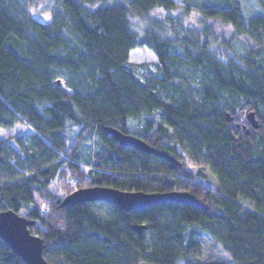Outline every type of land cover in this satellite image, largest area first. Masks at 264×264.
Listing matches in <instances>:
<instances>
[{
    "label": "trees",
    "instance_id": "1",
    "mask_svg": "<svg viewBox=\"0 0 264 264\" xmlns=\"http://www.w3.org/2000/svg\"><path fill=\"white\" fill-rule=\"evenodd\" d=\"M41 1L0 0V128L28 126L0 135V212L35 221L51 264H232L198 259L202 235L235 264H264V12L247 16L240 0H54L44 21ZM194 12L198 23L183 21ZM144 47L154 67L130 60ZM92 185L188 191L206 206L60 205ZM0 264L27 263L0 238Z\"/></svg>",
    "mask_w": 264,
    "mask_h": 264
},
{
    "label": "water",
    "instance_id": "2",
    "mask_svg": "<svg viewBox=\"0 0 264 264\" xmlns=\"http://www.w3.org/2000/svg\"><path fill=\"white\" fill-rule=\"evenodd\" d=\"M60 81V80H59ZM228 119L234 117L227 113ZM248 120L254 128H258L259 120L255 111L248 112ZM106 130L121 144L134 146L142 151L150 152L161 157L177 161L172 155L157 149L140 137L123 132L115 127H106ZM98 201L113 203L122 209L142 208L147 205L162 202L176 201L206 206L199 198L188 191L171 190L165 192L127 191L110 185H92L81 187L64 197L61 206H71L79 202ZM35 221L17 213L12 209L0 212V238H2L27 264H51L44 257V243L42 238L33 234L30 226ZM139 234H142L146 224H134ZM139 264H154L141 261Z\"/></svg>",
    "mask_w": 264,
    "mask_h": 264
},
{
    "label": "rangeland",
    "instance_id": "3",
    "mask_svg": "<svg viewBox=\"0 0 264 264\" xmlns=\"http://www.w3.org/2000/svg\"><path fill=\"white\" fill-rule=\"evenodd\" d=\"M175 1L178 3L184 2V0H175ZM240 2L247 16H250L252 14L259 13V12H264V10L258 5L256 0H240ZM53 4H54V0H42L37 6L33 7L32 10H33L34 16L40 20H44V21L49 20L50 15H51L50 9L53 6ZM158 13H162L159 16L163 17V15H165L166 12L159 11ZM173 15H177V12ZM198 18H199L198 13L194 12L191 15L184 16L183 21L187 23L191 22L194 24V23H198ZM133 21L137 26L143 23V22H140L138 18H135ZM218 28L220 30L222 29L223 31L226 30L227 33L230 31V27L227 24H220L218 25ZM247 41L251 45L255 44L250 39ZM238 50L241 51L242 48L240 47ZM130 60L137 61V62H150L152 67H154L157 61V57L151 49L144 47V48L133 49L130 53ZM58 84L64 86V82L62 80H60ZM247 114L248 112L246 109H241L240 113L237 115V120L238 119L244 120L245 119L244 117ZM239 124H240V120L239 122H237V126H239ZM27 129H28V126L26 124L18 123L14 128H11V129L0 128V135L8 136L14 133L25 134L27 132ZM234 132L236 135L238 134L236 130H234ZM96 208L99 209L100 211L105 212V209L107 208V206L104 204V205L97 206ZM199 241H200V250H199V253H197L198 259L199 258L205 259V260L206 259H220V260H225L232 264H235L232 261L231 257L229 256V254L209 236L202 235L201 237H199ZM178 264H184V262L180 261L178 262Z\"/></svg>",
    "mask_w": 264,
    "mask_h": 264
}]
</instances>
